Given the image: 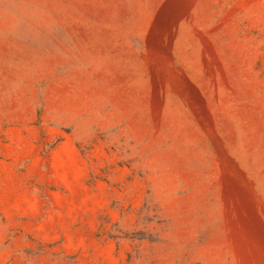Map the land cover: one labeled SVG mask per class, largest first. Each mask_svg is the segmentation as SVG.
I'll use <instances>...</instances> for the list:
<instances>
[{"label": "rangeland", "instance_id": "rangeland-1", "mask_svg": "<svg viewBox=\"0 0 264 264\" xmlns=\"http://www.w3.org/2000/svg\"><path fill=\"white\" fill-rule=\"evenodd\" d=\"M0 264H264V0H0Z\"/></svg>", "mask_w": 264, "mask_h": 264}]
</instances>
